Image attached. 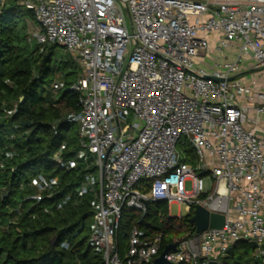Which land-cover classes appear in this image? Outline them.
I'll return each instance as SVG.
<instances>
[{"label":"built area","instance_id":"built-area-1","mask_svg":"<svg viewBox=\"0 0 264 264\" xmlns=\"http://www.w3.org/2000/svg\"><path fill=\"white\" fill-rule=\"evenodd\" d=\"M9 2L33 13L32 42L60 48L79 68L69 88L78 112L65 118L78 128V151L64 160L61 146L52 161L88 170L64 202L92 198L88 243L100 264H122V211L144 215L152 203L166 204L169 218L172 204L191 217L196 207L224 217L221 229L174 239L168 264H219L238 242L255 243L253 259L264 258V0H0V12ZM211 42L223 61L206 71L195 59L211 56ZM62 87L55 80L51 93ZM59 186L37 175L20 189L38 204ZM162 237L133 228L125 264H151Z\"/></svg>","mask_w":264,"mask_h":264},{"label":"trees","instance_id":"trees-1","mask_svg":"<svg viewBox=\"0 0 264 264\" xmlns=\"http://www.w3.org/2000/svg\"><path fill=\"white\" fill-rule=\"evenodd\" d=\"M27 22L34 28L33 13L13 2L0 12V264H100L101 255L88 243L92 198L72 195L64 202L88 170L80 163L66 172L52 161L61 146L64 160L78 151V128L65 122L67 114L78 112L77 96L69 92L78 66L69 55L66 61L58 59L55 47L32 42ZM57 72L63 87L54 95L50 88ZM8 151L14 157L5 160ZM37 175L56 178L60 186L50 199L35 204L25 200L30 192L20 186ZM19 203L22 211L17 215ZM190 218H169L164 203L148 204L144 215L123 210L115 238L119 258L121 251H128L133 228L148 239L163 235L158 257L174 239L193 234ZM232 249L219 264H264V258L253 259L248 243H235Z\"/></svg>","mask_w":264,"mask_h":264},{"label":"water","instance_id":"water-1","mask_svg":"<svg viewBox=\"0 0 264 264\" xmlns=\"http://www.w3.org/2000/svg\"><path fill=\"white\" fill-rule=\"evenodd\" d=\"M23 98H21V101ZM22 126L28 127L30 126L29 123H23ZM205 173H201V176H204ZM190 224L194 227L196 234H201L205 232L208 229H221L224 224V217L222 215L217 214H211L204 210L201 207H196L195 211L193 213V216L189 220ZM56 241V238H53L52 244H54ZM176 244L168 245L164 248V250L161 252V254L156 257L151 264H168V262L165 260V257L170 252L176 251ZM249 246L251 250H254L256 248L255 243H249ZM233 252L232 248H229L227 250V255L231 256ZM210 264H216L215 262H210Z\"/></svg>","mask_w":264,"mask_h":264},{"label":"rangeland","instance_id":"rangeland-1","mask_svg":"<svg viewBox=\"0 0 264 264\" xmlns=\"http://www.w3.org/2000/svg\"><path fill=\"white\" fill-rule=\"evenodd\" d=\"M122 9H123V15H124L126 24H127L128 28L130 29V20H129L128 15H127L126 11L124 10V8H122ZM27 23H28V26H29V31H31L32 29H33V31L36 30V28H37L36 25L33 28L31 23H29V22H27ZM55 55L60 60L63 59V58H64L63 61L68 60L67 54H65L60 48H56ZM70 58L73 59L72 56H70ZM205 63L208 64V61H205ZM196 66L200 67L201 65L196 64ZM78 71H79V68H78ZM61 79H62L61 72H57L56 75H55V80L61 81ZM177 149H178L179 152L182 153L183 156L186 155V161H185L186 165L194 167V161H193V159L191 157L190 152L187 151L185 148L181 147L180 144H178ZM201 180H202V183H203V190L206 193L211 192L212 181H211L210 176L209 175H205V176L201 177ZM191 189H192L191 182L190 181L186 182L185 190L187 192H189V191H191ZM168 209H169V214H170V216L172 218H183V217L187 216V211L185 209V205L172 204V205H170L168 207ZM124 210H126V209H124ZM0 230L2 231V230H4V228H1ZM125 256H126V252L121 251L120 252V260H121L122 264H125Z\"/></svg>","mask_w":264,"mask_h":264},{"label":"crops","instance_id":"crops-1","mask_svg":"<svg viewBox=\"0 0 264 264\" xmlns=\"http://www.w3.org/2000/svg\"><path fill=\"white\" fill-rule=\"evenodd\" d=\"M214 48V43L211 42V46H210V51H211V56L209 57H203V55L200 54V56L198 58L195 59V63L201 65L200 68L209 71L211 66H212V62L217 60V61H223L221 60L222 58L220 57H216V55L214 54L213 51ZM205 61H208V64L205 63Z\"/></svg>","mask_w":264,"mask_h":264}]
</instances>
